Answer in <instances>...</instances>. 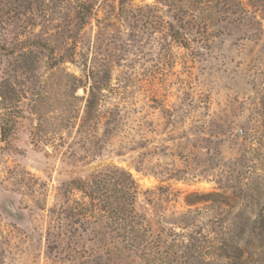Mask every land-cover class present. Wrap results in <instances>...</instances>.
I'll return each mask as SVG.
<instances>
[{
    "label": "rangeland",
    "instance_id": "obj_1",
    "mask_svg": "<svg viewBox=\"0 0 264 264\" xmlns=\"http://www.w3.org/2000/svg\"><path fill=\"white\" fill-rule=\"evenodd\" d=\"M0 264H264V0H0Z\"/></svg>",
    "mask_w": 264,
    "mask_h": 264
},
{
    "label": "trees",
    "instance_id": "obj_2",
    "mask_svg": "<svg viewBox=\"0 0 264 264\" xmlns=\"http://www.w3.org/2000/svg\"><path fill=\"white\" fill-rule=\"evenodd\" d=\"M87 8H88L89 11L91 10L89 7H87ZM81 17H82V19H84V18H85V15L82 14ZM124 190H126V187H124ZM135 191H136V190H135ZM124 192H125V191H124ZM136 192H137V191H136ZM124 209H125V208H124ZM125 212H126V211L124 210V211H123V214H124ZM139 224L141 225V228H142L143 226H142V221H141V220L139 221ZM144 230H145V229H144Z\"/></svg>",
    "mask_w": 264,
    "mask_h": 264
}]
</instances>
